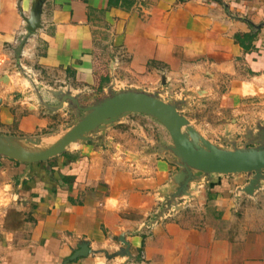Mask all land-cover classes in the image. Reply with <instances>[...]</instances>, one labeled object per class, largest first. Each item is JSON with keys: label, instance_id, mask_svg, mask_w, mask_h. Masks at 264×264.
Returning <instances> with one entry per match:
<instances>
[{"label": "crops", "instance_id": "1", "mask_svg": "<svg viewBox=\"0 0 264 264\" xmlns=\"http://www.w3.org/2000/svg\"><path fill=\"white\" fill-rule=\"evenodd\" d=\"M33 1L0 0L1 134L51 141L70 111L58 92L87 105L121 85L154 91L161 79L163 97L215 143L233 136L222 133L228 119L264 120V0H45L32 32ZM250 22L259 30L246 50L235 35ZM21 63L39 72L37 87ZM120 123L103 132L131 158L84 141L67 151L75 160L60 155L49 168L5 161L0 264H264V179L249 194L247 173L204 177L191 185L190 212L158 219L181 167L152 124ZM84 241L89 253L69 260Z\"/></svg>", "mask_w": 264, "mask_h": 264}, {"label": "water", "instance_id": "2", "mask_svg": "<svg viewBox=\"0 0 264 264\" xmlns=\"http://www.w3.org/2000/svg\"><path fill=\"white\" fill-rule=\"evenodd\" d=\"M44 1L34 0L30 14L26 18L27 28L32 32L41 27ZM27 79L34 87H37L38 81ZM110 91L111 94L88 105H82L79 94L75 95L71 91L58 92L57 96L61 103L59 107L67 103V106L73 107L78 112L83 111L84 114L80 120L68 130H64L65 132L60 131L58 134L60 138L44 144L43 148L28 147L30 143L42 144V138L16 137L0 133V155L28 164L47 161L51 157L67 152L68 146L73 142L88 141L90 132L103 128L107 124L113 126L117 121L121 122L125 116L138 113L158 120L168 130L173 141V145L168 149L178 157L181 170L174 178L177 187L164 199V202L169 200L173 205L167 206L163 203L170 213L174 208L181 207L183 202L196 197V192L191 187L193 182L214 174H249V183L240 188L249 194H253L261 186L264 179V144L250 147L236 145L232 148L224 147L222 144L211 141L191 123L181 111L179 101L168 102L156 93L140 89L122 91L111 89ZM262 139L264 141V135ZM178 199H184V201L178 204ZM164 210L156 213L158 219L165 215ZM120 239L129 246L124 237ZM89 251L88 242H81L79 249L69 257V260H76L88 254ZM125 252L127 253L126 250Z\"/></svg>", "mask_w": 264, "mask_h": 264}, {"label": "rangeland", "instance_id": "3", "mask_svg": "<svg viewBox=\"0 0 264 264\" xmlns=\"http://www.w3.org/2000/svg\"><path fill=\"white\" fill-rule=\"evenodd\" d=\"M17 71L21 72L23 74V69L22 68H18ZM20 76L23 77V75H20ZM163 81L164 80L161 79L159 81V84H158L159 87L157 89H155L154 91H150V92L156 93L157 95H159L165 101H168V102L176 101L174 99H170L168 97V95L165 96V98L163 97V95H165V91H164V84L165 83ZM116 89L117 90L113 89V91H122V90H125V89L127 90V89H133V88H130L127 85H121V86H119V88H116ZM110 92L111 91H109L105 95H102L101 97L92 98L89 101L88 104H93V103L99 101V99L111 94ZM82 105H86V104H82ZM214 105L215 104H213L211 106V108L215 109L216 107ZM67 108L70 110L69 114L65 115V116H61V121H62V125H63V127H62L63 131L64 130H68L73 125H75L80 120L81 116L84 114L83 111L78 112V110L74 109L71 106H67ZM228 110H230V109H228ZM61 113L62 112L60 111L59 114H61ZM216 115L218 117L221 116L220 114H216ZM121 121H124V122L120 123V121H117L113 125L117 126V125H119L118 123H120V125H123L122 123H124L126 125L125 128L127 130H130V128L136 130L138 128V126H137L138 124L142 125L144 127L147 124H152L154 129H155V134H156V139H157V146H159L161 149L162 148L165 149L164 152L167 153L168 157H170L171 159H177L178 160V157L172 151H170L168 149V147L173 145V141L171 139V136H170L168 130L165 128V126H163L158 120H156L155 118H153L151 116H148V115L134 113L133 115L130 114L129 116H125L124 118L121 119ZM223 121L224 120H221L220 122L222 123ZM214 124L218 125L220 123L219 122H215ZM222 124L225 125V128L223 129L222 133H224V131H225V133H227V134H231L232 133V135H233L232 137L228 136V138H226V137L221 138V139L217 138V140H218L217 142L221 143L222 146H224V147L232 148L235 145L239 146V147H250V146H258V145L264 144V141L262 139V137L264 135V120L253 123L252 124V128H249L248 125H246V128H243V126H245V125H243V123H240L238 121L237 122L230 121L229 119L227 121H224ZM112 129H113V127L111 125L107 124L103 128H100L98 130L90 132L89 133L88 142L94 143V144L99 145V146L103 145V146H105L107 148H110L112 153L114 155H116L117 157H119L120 159H122L123 156L131 158L132 156H131L130 150L127 149L126 147H123V146H122L123 148L120 147L121 143L119 141H117L115 139H106V133L103 132V131L112 130ZM137 130H139V129H137ZM147 130L150 131V129H147ZM241 131H244V132L248 133L249 135H247L246 138H245V135ZM252 131H254V132H252ZM63 133H61V134H63ZM233 133L236 134V135H234ZM222 135L224 136V134H222ZM31 137L42 138L40 135L31 136ZM164 137L166 138V140H168L169 137H170V141H165ZM237 137H241V140H236ZM78 142H84V141H78ZM47 143H50L49 139L42 140V144H40V145H33V144L30 143L29 146L28 145L27 146L30 147V148H41V147L43 148L44 144H47ZM74 143H77V142H73L72 144H70L68 146V149H69V147H72V145H74ZM67 151H69V150H67ZM60 155H64V153L56 155L54 157H51L47 161L39 162V165L40 166H45V168H49L48 165H50V167H52L51 166L52 163H55ZM0 157H1V159H3L2 161H4V162L0 163V175L1 176H4V173L2 172L1 169L3 168V166H5V164H6L5 161H13V162H17L19 164L20 163H24L25 165H29V166L35 164V163L28 164V163H25V162H20L19 160H16L14 158H10V157H8L6 155H0ZM65 158H67V156H65ZM14 173L15 172H13L11 174H12V179L15 181V179H17L16 178L17 175H19V173H21V172H17L16 174H14ZM8 176H10V175H8ZM60 177L62 178V175ZM16 190H18L17 186L12 188V191H16ZM2 194H0V195H2ZM4 200H5V202H4ZM16 201H17L16 199L13 200V204H15ZM182 201H184V199H182V200L178 199L177 203L179 204V202H182ZM9 202H10V199H8V197L6 199H2L1 198V202H0V221H1V218L3 216L4 209H5V207L7 205H9ZM193 202H194V198H193V200L191 199L189 201L183 202L181 207L176 208V209L174 208L173 210H171V213H170V211L166 208L165 205L166 204H167V206H173V205L168 200V201L163 202L165 205L162 203L159 206V210L157 212L165 209L164 210L165 214H169L170 216H173L175 214L177 215V214H180V213L190 212V211H188L190 209L188 207ZM191 208H193V207H191ZM14 215H18V214H14ZM18 220H19L18 216L14 217L13 218V223L18 222ZM1 225H2V223L0 222V227H1ZM2 236H3L2 228H0V239L2 238Z\"/></svg>", "mask_w": 264, "mask_h": 264}, {"label": "trees", "instance_id": "4", "mask_svg": "<svg viewBox=\"0 0 264 264\" xmlns=\"http://www.w3.org/2000/svg\"><path fill=\"white\" fill-rule=\"evenodd\" d=\"M251 31L248 33H237L235 35L236 41L240 43L246 50H249L252 48V43L257 37L258 34V28L250 22ZM65 156H67L70 160H75L76 156L74 154H71L69 152L64 153ZM66 181V180H64Z\"/></svg>", "mask_w": 264, "mask_h": 264}, {"label": "built area", "instance_id": "5", "mask_svg": "<svg viewBox=\"0 0 264 264\" xmlns=\"http://www.w3.org/2000/svg\"><path fill=\"white\" fill-rule=\"evenodd\" d=\"M28 33V30L26 28H24L20 33H19V37H20V41H25L26 40V34ZM23 69V75L26 78H31L34 79L35 81H38L39 78V72L37 73L32 67H29V65H24L21 63V67ZM169 216V215H168ZM166 218V215H164L163 217L159 218V219H163Z\"/></svg>", "mask_w": 264, "mask_h": 264}, {"label": "bare ground", "instance_id": "6", "mask_svg": "<svg viewBox=\"0 0 264 264\" xmlns=\"http://www.w3.org/2000/svg\"><path fill=\"white\" fill-rule=\"evenodd\" d=\"M59 138H60V135L59 136H56L52 141L57 140Z\"/></svg>", "mask_w": 264, "mask_h": 264}]
</instances>
